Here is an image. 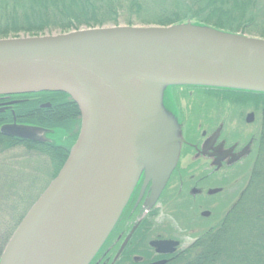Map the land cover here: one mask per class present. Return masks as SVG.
Returning a JSON list of instances; mask_svg holds the SVG:
<instances>
[{"label": "water", "instance_id": "obj_1", "mask_svg": "<svg viewBox=\"0 0 264 264\" xmlns=\"http://www.w3.org/2000/svg\"><path fill=\"white\" fill-rule=\"evenodd\" d=\"M168 85L264 93V39L183 23L0 40V95L65 93L82 117L69 158L18 225L0 264H88L143 172L161 193L184 142L171 136L163 116L159 94ZM1 133L39 141L32 129ZM152 246L173 254L179 243Z\"/></svg>", "mask_w": 264, "mask_h": 264}, {"label": "trees", "instance_id": "obj_2", "mask_svg": "<svg viewBox=\"0 0 264 264\" xmlns=\"http://www.w3.org/2000/svg\"><path fill=\"white\" fill-rule=\"evenodd\" d=\"M175 1L172 4L168 0H0L6 7L0 10V38L35 37L53 31H77L80 27L121 26L119 18L123 15L122 26L169 27L192 23L264 39V0ZM21 3L26 6L18 10ZM147 4L155 9L147 8ZM222 91L243 94L250 101L262 104L248 181L214 227L197 236L189 248L176 253L169 264H264V93ZM5 139L0 137V161L3 148L9 151L15 146L10 139H7L9 143L2 141ZM1 164L0 169L5 172L7 168ZM13 233L8 231L5 238V229L1 230L0 241L7 239V245Z\"/></svg>", "mask_w": 264, "mask_h": 264}, {"label": "flooded vegetation", "instance_id": "obj_3", "mask_svg": "<svg viewBox=\"0 0 264 264\" xmlns=\"http://www.w3.org/2000/svg\"><path fill=\"white\" fill-rule=\"evenodd\" d=\"M252 121L254 122V117ZM13 126L35 130L39 141H24L3 134H0V137L10 139L13 144L15 143L11 150L23 151L29 156L28 159H49L48 166L42 169L43 172L38 173V168H34L36 173L32 174L33 178L55 179L80 135L82 117L75 100L65 93L52 90L0 95V133L2 128ZM213 129L195 135L196 140L184 137V142L180 145L183 147L182 154L178 158L177 166L160 194L154 192L159 182L148 180L145 172L141 174L115 226L113 237L107 240L101 250L100 264H111L113 258L111 255L117 256L120 252V258L115 264H156L163 261L169 264L180 251L182 243L177 237L165 233H156L153 236L156 229L155 219L161 214L174 213V210L176 213L180 208L179 210L189 217L186 218L194 225L193 227H199L200 220L208 222L213 220L212 209L208 205L210 203L202 206L201 199L202 196L212 199L219 193L211 192L219 189L223 192V187L215 189L206 185L209 182L212 185L219 173L226 171L233 173L226 163L236 164L244 155L234 151L235 149L223 152L221 147H232L233 144L229 139L222 140V137L221 143H218L220 146L216 144L215 128ZM4 153L5 148H3L5 157ZM165 240L179 242L175 254L158 253L152 246L153 242Z\"/></svg>", "mask_w": 264, "mask_h": 264}, {"label": "rangeland", "instance_id": "obj_4", "mask_svg": "<svg viewBox=\"0 0 264 264\" xmlns=\"http://www.w3.org/2000/svg\"><path fill=\"white\" fill-rule=\"evenodd\" d=\"M168 2L173 4L176 1L168 0ZM147 5L149 6L147 8L151 9V4ZM25 6L26 4L21 3L17 9L22 10ZM4 7L5 3H0V10L6 8ZM119 22L120 25H124L123 15L120 16ZM149 27L155 26L152 25ZM85 29L87 28L80 27L79 30ZM73 31L75 30L68 32L53 31L50 34L45 32L46 34L35 37H50ZM49 32L51 31L49 30ZM28 37L34 36L20 35L19 37L0 38V40L14 38L19 40ZM202 88L187 85H168L160 88L161 108L167 126L171 130V136L196 140L197 137L195 135L202 133L204 130L210 132V130H214V127V134L217 138L216 144L221 143V137L222 140L229 139L230 143L233 144L232 147H221L223 152L225 150L235 149L234 151L241 152L244 155H242V162L240 161L236 164H231V162L226 163V166L228 165L229 170H233V173H229L228 171L222 172V174L219 173V176L212 182V185L210 182L206 185L209 188L211 186V188L215 189L223 187V192L214 195L212 199L202 196V206L210 203L208 205L213 213V220L211 222L199 219V227H193L194 225H191L187 220L189 217L183 211H180V208L177 209L178 211L176 210V213L174 210V213L161 214L155 219L156 229L153 232V236L156 233H165L166 235L177 237L182 243V246L179 248L180 252L193 245L197 240L196 237H199L210 226L214 227L216 221L224 216L236 199L239 198L240 192L246 185L251 171V149L254 143L253 141L259 136L260 110H262L261 103L258 105L256 102L250 101L243 94L238 95L235 92L222 91V89L209 90ZM250 115L254 117V122L251 124L246 122ZM214 118L215 121H213ZM2 141L10 142L7 139ZM218 145L220 146V144ZM182 148L178 146L177 154H179V157L182 154ZM4 154L5 157L3 156L0 164L4 162L2 164L7 169H5V172L0 169V231L5 229L4 237L6 238L8 231L12 230V232H16L19 227L18 225L21 224L29 210L35 205L54 179H34L32 176L33 173H36V168H38V173L43 172L45 167L48 166V158L44 160L28 159L29 156L19 150H6ZM235 167L236 171L234 170ZM114 229L108 238L113 237ZM6 242L7 239L4 242L0 241V260L5 252ZM100 254L101 250L96 252V255L88 264H100ZM120 254L121 252L117 256L111 255V258H113L110 263L115 264L116 260H119Z\"/></svg>", "mask_w": 264, "mask_h": 264}]
</instances>
